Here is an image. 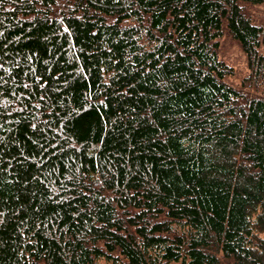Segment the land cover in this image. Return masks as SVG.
Listing matches in <instances>:
<instances>
[{"label":"trees","instance_id":"1","mask_svg":"<svg viewBox=\"0 0 264 264\" xmlns=\"http://www.w3.org/2000/svg\"><path fill=\"white\" fill-rule=\"evenodd\" d=\"M262 4L0 0V264H264Z\"/></svg>","mask_w":264,"mask_h":264},{"label":"rangeland","instance_id":"2","mask_svg":"<svg viewBox=\"0 0 264 264\" xmlns=\"http://www.w3.org/2000/svg\"><path fill=\"white\" fill-rule=\"evenodd\" d=\"M250 15L264 26V0L262 5L251 7ZM262 51L264 52V47ZM219 54L220 58L233 68L234 75L228 81L240 89L243 88L250 72L244 52L231 37L226 35L221 41Z\"/></svg>","mask_w":264,"mask_h":264}]
</instances>
